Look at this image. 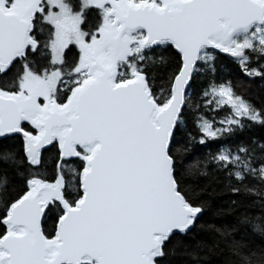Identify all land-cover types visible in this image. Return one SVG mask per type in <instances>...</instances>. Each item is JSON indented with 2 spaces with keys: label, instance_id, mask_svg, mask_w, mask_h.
<instances>
[{
  "label": "snow or ice",
  "instance_id": "obj_1",
  "mask_svg": "<svg viewBox=\"0 0 264 264\" xmlns=\"http://www.w3.org/2000/svg\"><path fill=\"white\" fill-rule=\"evenodd\" d=\"M0 264H264V0H0Z\"/></svg>",
  "mask_w": 264,
  "mask_h": 264
}]
</instances>
